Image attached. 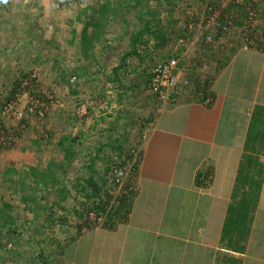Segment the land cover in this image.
Returning <instances> with one entry per match:
<instances>
[{"label": "rangeland", "instance_id": "obj_1", "mask_svg": "<svg viewBox=\"0 0 264 264\" xmlns=\"http://www.w3.org/2000/svg\"><path fill=\"white\" fill-rule=\"evenodd\" d=\"M33 1L34 12L30 14L27 9L31 8ZM33 1L7 0L5 4L0 2L3 4L0 6V20L5 18L4 21H0V29H3L0 30V126H3L5 132L14 134L13 141H10L11 148L0 150V208L3 203L11 205L13 209L10 213L19 218L15 234H18L17 244H12V239L8 235H4L0 241L5 244L0 251V264H41L35 259L39 252L46 259L45 264H63L61 253L68 252L64 250L71 238L102 224L101 219L96 222L93 214L88 219L84 214L95 199L92 198V194L89 193L86 197L71 192L61 203L63 209H59L52 204L56 200V195L50 193L44 200L41 196L45 193L40 190L35 194V204L50 206L54 215L46 219V215L41 214L36 224L42 225L43 228L39 230L40 233H35L27 223L30 222L32 214L23 209L25 205L21 200L23 196L31 195L28 188L32 182L26 177L24 183L17 177L10 182H4L3 173L6 168L14 167L20 170L25 166H37L43 169L50 160L62 156L55 148L58 138L71 135L81 141L80 149L87 152V155H79L63 177V184L68 186L75 178L87 177L85 165L95 154V148L99 143L110 144V147L97 153L95 168L96 180L103 188L99 199H104L105 191H108L112 198L111 205L115 204L116 199L132 187L128 177L122 179L118 185L110 182L111 167L119 164L121 160L115 146H121L123 151L135 148L139 152V143L144 139L155 107L156 95L147 83L152 67L157 62L167 59L169 55L173 57L179 48H183L178 58L181 59L187 80L185 89L182 90L188 93L196 77L200 80V86H206L210 80L209 75L231 55L232 49L238 45H245L248 29L255 31L258 39L264 31V0H144L143 7L127 8L122 13V18L116 16L111 19L105 29L101 50L100 47L95 48V56L99 63L95 65L92 62L81 61L79 47L68 46L66 43L72 30L76 31L79 38L82 23L76 20L77 14L87 5H99L104 0L66 3L63 0L61 1L63 3L58 0ZM22 3L27 9L23 8ZM232 4H240L244 9L246 18L242 24L245 25L246 32L236 27L228 28L223 20H220L222 23L214 21L208 25L211 12L215 10L216 13L224 15V10L229 9ZM137 12H141L143 21L137 20L135 15ZM230 12L233 13V9ZM86 13L87 16L90 14ZM249 13L255 16L248 15ZM226 16L228 17V14L224 15ZM26 17L30 20L35 18L37 30L34 32L37 31L39 36L34 35L32 38L22 36L20 26ZM28 20L24 21L28 24L33 22ZM144 20H150L153 31L159 29L163 32V46L155 48V42L150 37L148 51L151 55L142 60L138 57L128 58L126 65L117 73L121 83L108 81L112 78L113 67L120 64L122 52L125 50L126 37L123 42H119L116 37L124 30L130 33L140 27ZM7 25L15 26V30L4 29ZM91 30L89 28L88 32ZM217 30L220 31L218 37ZM181 32L187 36L184 41L176 40ZM207 36H210V42H207ZM215 37L217 38L213 39ZM30 41L33 43L28 44ZM103 49L105 51H102ZM55 64L66 72V82L55 75V71L52 70ZM82 67L86 70L78 76L79 80H75L77 77L71 69ZM23 74L35 78L34 93L39 92L42 101L47 102L43 103V118L26 113V108L31 105L28 103L29 95L26 92L19 96L17 102H11V109L4 112L2 105L5 95L12 83ZM72 89L75 90V94L71 93ZM152 101L154 104L150 108L149 104ZM15 110L23 112V119H17L12 114ZM23 120L25 123H22ZM81 134L84 135L80 136ZM114 140H118V143L113 144ZM77 212L84 215L78 217ZM55 216L63 218L64 223H53L56 221ZM79 225L81 230L78 232ZM20 226L24 229L21 230ZM31 227L34 228V225ZM38 240L42 241L37 243ZM86 258L87 255L80 257Z\"/></svg>", "mask_w": 264, "mask_h": 264}, {"label": "crops", "instance_id": "obj_2", "mask_svg": "<svg viewBox=\"0 0 264 264\" xmlns=\"http://www.w3.org/2000/svg\"><path fill=\"white\" fill-rule=\"evenodd\" d=\"M24 20L22 36H39L35 18ZM9 26L4 29L15 30ZM78 39L72 30L66 44L79 47ZM183 72L180 66L181 82L187 81ZM209 79L210 107L194 98V82L188 93L180 85L166 97L154 96L137 173L127 178L134 192L127 220L71 238L63 264H215L250 112L264 107V50L238 45ZM229 255L239 264H264V178L245 250Z\"/></svg>", "mask_w": 264, "mask_h": 264}, {"label": "trees", "instance_id": "obj_3", "mask_svg": "<svg viewBox=\"0 0 264 264\" xmlns=\"http://www.w3.org/2000/svg\"><path fill=\"white\" fill-rule=\"evenodd\" d=\"M70 1L79 2L80 0H63L64 3ZM142 1L144 0H104L99 5H87L85 9L81 10L76 16V20L82 23L80 37L77 41L79 45V55L81 57V61H88L98 65L99 63L95 56V48L101 46L102 40L105 38V29L111 22V19L116 16H120L122 18V13H124L125 9L127 8L135 9L138 7H143ZM252 7L254 8L255 6ZM232 9L233 13L230 12ZM243 10L244 9L240 4H232L229 9L224 10L225 14H228V17H224L225 14L223 15L221 13L220 15L218 13L216 22L222 23L220 20H223L224 25L228 28L236 27L246 32V28L242 24V21L246 18V13ZM86 12H89L90 14L87 16ZM213 12L216 11L214 10ZM231 14H235V16H230ZM135 15L137 20L140 22L143 21L141 12H137ZM88 17H90L89 20H83V18L87 19ZM190 23L194 24L193 22ZM186 25H188V21H186ZM89 28L92 29L91 32H88ZM185 31H188L187 27L185 28ZM217 31L218 32L216 36L218 37L220 36V31ZM247 31V38H253L255 31H250L249 29ZM204 35H206V33ZM162 36L163 32H161L159 29L153 31L150 20H144L140 27L136 28L130 33H127V31L124 30V32L116 38L119 42H123L124 37H126L125 50L122 52L123 55L121 57L120 64L113 67L112 78L108 79V81L117 82L120 84L121 82L119 81L117 73L118 70L122 69L126 65L127 59L138 57L140 60H142L143 58L149 57L151 55V53L148 51L150 37H152L153 41L155 42V48H159L160 46H163ZM186 37L187 36L183 35L181 32L177 36L176 40L184 41ZM217 37L213 39H216ZM247 47L264 50V47H261L260 44L249 45ZM99 49L101 50V47ZM233 50L234 48L232 51ZM102 51L105 50L103 49ZM182 51L183 48H179L173 57L169 55L167 59L163 61L174 58L178 61V67L180 68V66H182V62L178 57ZM100 54L103 55L102 52H100ZM52 70L55 71V75L61 81L65 80V76L67 74L60 66L55 64L52 66ZM84 70H86L85 67L73 68L71 70L72 73L75 74L74 76L77 77L75 80H79L78 76H80ZM149 77L150 75L148 76V79ZM26 78L27 80H25ZM34 79L35 78L33 77L29 78V74H23L19 79L15 80L5 95L2 106L5 108L6 105H10L11 102H17L19 96H22L25 94V92L29 91V88H32L35 91ZM148 79L147 83L149 84ZM195 79L196 80L194 81L193 89L191 88L194 98L198 103L204 104L206 107H210L214 100L213 93L209 91L207 86H200V80L198 77ZM34 91L29 93V96H31L33 99H38L42 104L47 103L42 101L43 98L40 97L41 94L39 92L34 93ZM71 93L75 94L76 92L74 89H72ZM119 96L121 97V95ZM43 107L44 105L37 108L35 113H32L31 115L39 118L40 116L37 111H39V109L43 111ZM26 113L29 114L27 112V108ZM43 117L44 115L41 118ZM22 123H25V121L23 120ZM4 130L5 129L3 126H0V132H4V134L0 133V150H9L12 144L8 141V137L10 135L13 138L14 134L13 132H5ZM83 135L84 134H81L80 136ZM117 143L118 140L113 141V144ZM81 145V141L76 137L71 135L61 136L55 142L56 151L62 155L61 158L50 160L43 169H39L37 166H25L20 170H17L14 167H8L4 171V182H10L15 177L19 178L22 183H24V177L28 178V180L32 182L31 187L28 188V191L31 193V195L23 196L21 200L25 205L23 209L32 214L30 222L27 223L30 224V229H34L35 233H40L39 230L43 228L42 225L36 224V221L41 216V214H45L46 219H48V216L54 215V211L50 206L45 204H35V194L40 190L45 193V195L41 196V198L44 200L50 195V193L55 194L56 200H54L52 204L58 206L59 209H63L61 207V203L68 198L71 192L86 197H88L89 193L92 194V198L95 199L92 200L85 213H83L85 214L86 219L89 218L90 214L94 215L95 220L101 219V226L104 228L112 229L119 223L125 222L127 220L130 211L131 199L134 194L133 191L128 190V192L126 191V193H122L116 199V202L113 205H111L112 198L108 191H105L104 199H99L98 197L100 192L103 191V188L96 180L97 170L95 168V161L97 159V153L101 152L104 148L110 147V144L99 143V145L95 148V154L90 157L89 163L85 165L86 172L88 173L86 178H75L69 182L68 186L63 184V177L68 173V169L77 160L78 156L85 155L87 153H85L83 149H80ZM115 147L117 153L120 154L119 156H121L119 164L124 163L126 160L132 159L130 150L123 151L121 146L117 147L116 145ZM197 177V184H200L202 180L199 179V175ZM263 178L264 107L256 105L250 112L248 129L243 143L242 153L238 163L230 200L221 230L219 245L223 253L218 254L215 264H239L238 259L230 256L229 253L242 254L245 250L246 242L252 226L253 214L258 203ZM29 203H31L32 206H26V204ZM12 209L13 207L7 203H3V206L0 208V241L4 235H8L12 239V244L15 245L17 244L16 238L18 236V234L15 235L18 229L16 224L19 218L17 215L10 213ZM84 214L77 212L78 217H82ZM55 218L56 221L53 223H64L63 218H60L59 216H55ZM31 225H34V228H32ZM23 226H20L21 230L24 229ZM77 227L79 232V230H81V226L79 225ZM39 241L42 240H38L37 243H39ZM4 247L5 244L3 245L0 243V251ZM35 259L39 260L41 264H45L44 261H46V259L43 258L40 252L36 254Z\"/></svg>", "mask_w": 264, "mask_h": 264}, {"label": "built area", "instance_id": "obj_4", "mask_svg": "<svg viewBox=\"0 0 264 264\" xmlns=\"http://www.w3.org/2000/svg\"><path fill=\"white\" fill-rule=\"evenodd\" d=\"M62 0H58V2H61ZM253 13V12H252ZM249 13L248 15H250ZM251 16H255V14H251ZM218 17V13L211 12V16L208 20V25L213 24L214 21L216 22V18ZM250 20V18L248 17ZM229 24V23H228ZM245 26V25H243ZM244 28V27H243ZM246 28V27H245ZM246 43L244 47H247L249 45H256L260 44L261 47H264V31L260 34L259 39L256 37V34L253 38H245ZM211 38L210 36H207V42H210ZM149 87L152 90V92L159 98H163L174 92L180 85H186L187 81L180 80L179 76V67H178V61L174 58H170L166 61H161L156 63L151 71L149 72ZM34 90L29 88V91L26 93L29 95V93L33 92ZM31 105L27 108V112L29 114L35 113L36 109L43 106L44 104L40 103L38 99H33L31 96H29V102ZM9 109H11V105H7L4 108V112H8ZM40 117L44 115V110L37 111ZM17 119H22V111L15 110L12 113ZM3 133L4 132H0ZM12 136L9 135L8 141H13ZM132 159L126 160L124 163L114 165L111 167L110 170V182H113L114 184H119L122 179L133 178L137 173L138 164L140 161V155L139 152L136 151V149H131ZM137 164V165H136ZM129 191L132 190L131 188L128 189ZM125 193V192H123ZM91 215V214H90ZM99 221L96 220V222Z\"/></svg>", "mask_w": 264, "mask_h": 264}, {"label": "clouds", "instance_id": "obj_5", "mask_svg": "<svg viewBox=\"0 0 264 264\" xmlns=\"http://www.w3.org/2000/svg\"><path fill=\"white\" fill-rule=\"evenodd\" d=\"M0 2H2V3H7V0H0ZM159 62H161V61H159ZM158 63V62H157Z\"/></svg>", "mask_w": 264, "mask_h": 264}]
</instances>
